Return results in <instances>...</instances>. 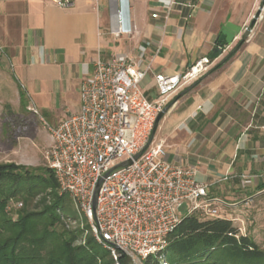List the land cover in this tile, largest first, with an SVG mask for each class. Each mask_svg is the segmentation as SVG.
Returning <instances> with one entry per match:
<instances>
[{
  "label": "crops",
  "instance_id": "obj_1",
  "mask_svg": "<svg viewBox=\"0 0 264 264\" xmlns=\"http://www.w3.org/2000/svg\"><path fill=\"white\" fill-rule=\"evenodd\" d=\"M169 1L130 0L129 9L121 0H75L65 8L46 0H0V51L52 125L80 110L81 85L98 59L130 56L148 68L141 87L151 101L158 96L157 74H182L203 56L213 59L210 71L170 97L153 140L165 145L169 162L196 168L209 196L226 204L222 218L235 221L234 212L264 191V8L238 52L214 68L262 0H176L165 20ZM118 8L130 34L113 33L120 27ZM225 25L241 33L214 56Z\"/></svg>",
  "mask_w": 264,
  "mask_h": 264
},
{
  "label": "built area",
  "instance_id": "obj_2",
  "mask_svg": "<svg viewBox=\"0 0 264 264\" xmlns=\"http://www.w3.org/2000/svg\"><path fill=\"white\" fill-rule=\"evenodd\" d=\"M46 1L62 8L75 3ZM121 1L130 9V0ZM176 3L169 1L165 20ZM116 17L120 27L113 33L130 34V27L122 29V9ZM213 64L203 56L182 74H157L158 96L151 101L141 87L148 68H140L130 56L98 59L92 76L81 85L80 110L56 125L43 120L52 138L46 159L58 192L70 195L113 264H173L166 250L185 203L186 215L222 217L226 204L209 196L208 186L196 180V168L169 162L165 145L153 140L156 119L170 97L198 81ZM33 111L40 115L34 105ZM76 224L74 219L68 226Z\"/></svg>",
  "mask_w": 264,
  "mask_h": 264
},
{
  "label": "trees",
  "instance_id": "obj_3",
  "mask_svg": "<svg viewBox=\"0 0 264 264\" xmlns=\"http://www.w3.org/2000/svg\"><path fill=\"white\" fill-rule=\"evenodd\" d=\"M243 44L239 41L214 69L228 63ZM58 188L49 167L37 173L13 162L0 163V264H113L110 252L95 238L77 244L82 231L67 228L75 218L66 214L69 210ZM40 194V210L25 206L16 220L8 216L12 199L20 196L27 205ZM59 223L62 229H57ZM166 257L173 264H264V250L232 220L195 214L184 216L169 235Z\"/></svg>",
  "mask_w": 264,
  "mask_h": 264
},
{
  "label": "rangeland",
  "instance_id": "obj_4",
  "mask_svg": "<svg viewBox=\"0 0 264 264\" xmlns=\"http://www.w3.org/2000/svg\"><path fill=\"white\" fill-rule=\"evenodd\" d=\"M23 92V88L9 69L7 59L0 51V163L13 162L34 169L37 173H42L49 167L46 151L52 145L50 132L43 120L51 125L52 122L46 115L42 113L39 115L33 111V105ZM18 121H22L24 126L16 123ZM40 196L43 197V194L38 195L27 205L20 196L12 199L7 209L8 216L16 220L19 212L25 206L29 210H40L42 208V205L39 204ZM58 196L65 199L69 210L66 214L74 217L77 221L76 225L67 228L69 230L78 228L79 232L82 231L77 244L83 243L89 237L94 238L89 229L88 220L77 208L70 195L67 193L60 195L58 193ZM20 202L24 205L20 206ZM187 211L188 205L185 203L180 208L179 213L184 217ZM60 214L65 213L60 211ZM233 216L237 218L233 223L239 227L241 233L252 237L264 250V191L251 198L248 204L236 210ZM199 217L201 219L209 218ZM62 228V224L59 223L57 229ZM167 259L170 261L169 258Z\"/></svg>",
  "mask_w": 264,
  "mask_h": 264
},
{
  "label": "water",
  "instance_id": "obj_5",
  "mask_svg": "<svg viewBox=\"0 0 264 264\" xmlns=\"http://www.w3.org/2000/svg\"><path fill=\"white\" fill-rule=\"evenodd\" d=\"M263 8H264V0H262V5L259 7L257 12L254 14L250 25L247 26L246 29L244 30L243 35L240 39V44H242L243 42H245L248 39L254 25L257 23V21L259 20V18L261 16ZM239 33H241L240 28L234 27L232 25H225L222 28L221 33L218 37V47L215 49V53L222 54V52H223L222 48L226 45L233 44L235 41V38L237 37V35ZM166 112H167V108H165V110H163L158 115V117L156 119L154 131L157 128L160 120L162 119V117L165 115Z\"/></svg>",
  "mask_w": 264,
  "mask_h": 264
}]
</instances>
